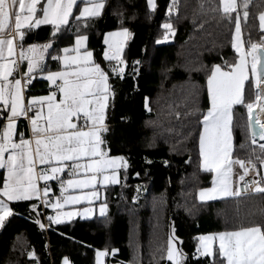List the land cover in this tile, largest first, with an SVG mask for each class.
<instances>
[{
	"label": "trees",
	"instance_id": "obj_1",
	"mask_svg": "<svg viewBox=\"0 0 264 264\" xmlns=\"http://www.w3.org/2000/svg\"><path fill=\"white\" fill-rule=\"evenodd\" d=\"M155 5L153 10L147 0H105L99 30L88 36L98 57L104 29H128L123 58H138L142 66L134 80L128 74L109 78L115 96L105 146L111 154L124 155L127 166L119 171L120 183L105 186V215L58 225L51 221L45 236L38 201L11 202L14 212L0 230V264H58L63 255L71 264H93L98 248L115 249L119 264H173L166 259L173 234L182 264H213V256L199 254L201 234L264 228V192L255 190L264 188L262 178L248 193L196 198V190L209 185L212 176L200 167L198 149L208 107L206 79L213 65L229 70L236 61L231 36L238 14L244 46L262 39L258 14L264 0H249L246 19L238 7L231 22L223 17L220 0H178L175 8L172 0H155ZM165 23L172 24L171 31ZM51 29L26 30L24 41L44 40ZM254 93L246 81L245 103ZM231 128L232 156L254 165L264 158V151L251 143L245 106L233 107Z\"/></svg>",
	"mask_w": 264,
	"mask_h": 264
},
{
	"label": "snow or ice",
	"instance_id": "obj_2",
	"mask_svg": "<svg viewBox=\"0 0 264 264\" xmlns=\"http://www.w3.org/2000/svg\"><path fill=\"white\" fill-rule=\"evenodd\" d=\"M249 0H222V15L225 19L232 21L231 14L238 12V7L243 9V17L248 16L247 6ZM78 0H0V35L3 34L11 17H14L15 29L18 33L16 37L0 38V119H5L7 123L0 125V168L7 171L6 180L0 185V225L3 224L7 216L12 215V209L7 202L32 201L34 198L47 197L49 187L47 184L41 190L38 187V180L45 182L50 180L60 181L62 189V198L64 203L79 204L81 201L100 199L96 191L97 177L102 176L103 183L118 184L119 179L115 170L126 167L127 162L122 157L111 158L102 148L104 141L102 133L107 131L104 124L105 110L107 101L111 95L108 83V73L96 63L93 59L92 51H85L82 54L80 49L85 46L87 36L78 35L75 39V47L64 48L63 52L67 54L75 51L77 55L69 57L64 55L62 58L57 56L53 59H63L64 65H77L72 71L51 72L46 76L48 81L63 94V99L56 101V92L49 96H41L31 99L28 105L24 104L22 80L25 85L30 83L33 73L39 74L44 68L40 63L43 61V52L52 47L51 43L40 47V54L37 59V47L32 45L24 48L25 38L24 29H35L41 25H53L55 31L51 34L53 37L61 31L62 26H66L73 17V8ZM86 5L79 12L75 19L97 17L101 14L104 7L102 0H83ZM148 5L155 10V0H147ZM178 0H172V7L175 8ZM37 5H41L38 9ZM37 12L41 13L37 17ZM172 14L169 9L168 15ZM239 14L235 22V35L239 42L241 37V28L239 23ZM261 27L264 28V13L260 16ZM165 30L171 31L172 24L165 23ZM112 36H128V30L116 33H109ZM15 41V43H14ZM105 44L112 47L109 40ZM17 47L19 51L17 52ZM257 44H250L252 49L251 71L255 75L254 81L249 80L247 69L249 61L245 59L247 55L241 52L239 43L236 51L240 52V62L235 65L234 70L222 71L220 65H215L214 70L210 72L207 78L208 91L210 94V108L203 115L202 126L203 134L199 138L200 154L203 157V168L207 172H215L217 180L214 184L218 186L220 192L224 195H240L239 191L229 190L228 178L233 165H238L248 173V166L238 159H230L232 145V111L234 106L242 105L247 109L253 125L259 126V131H252V143H256V137L264 140V123L260 121V115L264 114V105L259 107V111L254 113L253 103H245L244 89L245 82L252 84L256 92V100H264V51L257 56ZM120 48L117 47L115 53L103 52L102 56L108 61H118L123 64L119 55ZM10 59V57H17ZM27 61V71L20 75V78L9 79L13 73H19L20 63ZM88 65H91L89 67ZM259 65V70H258ZM38 70V72H37ZM112 71L117 75L124 72L123 67L114 65ZM61 83H57V81ZM46 104L47 114L42 116L43 107ZM39 109V110H37ZM34 112V117L30 118L31 133L35 138V149L32 148V141L24 138L23 133L16 132V122L19 118H28V113ZM10 114H7L9 113ZM73 118L80 119V127L73 122ZM42 120V123H41ZM87 129V130H84ZM19 136L16 142L14 137ZM264 151V144L259 145ZM7 153V156L5 155ZM86 159L87 162H81ZM57 166L41 167L45 165ZM249 164L254 168L255 165ZM39 168V171H37ZM68 170L72 177H79L81 173L84 178L61 180L59 174ZM109 169L113 174L107 175ZM243 177H241L242 179ZM68 189H79L81 195L63 196ZM84 189H92L90 192H84ZM216 189L206 190L208 199H213L211 195ZM256 191L264 192V188L257 187ZM205 191L200 192V199L204 200ZM7 201V202H6ZM43 203L50 202L45 199ZM53 208H61L60 198L50 205ZM33 210L37 205L31 206ZM106 203L100 207V215H105ZM91 210L86 209L84 214ZM69 219L74 213H64ZM55 224H61L62 220L59 214L56 217H49ZM39 223V221H37ZM43 227V225H41ZM216 236H200L201 248L198 250L201 256H213L219 258L221 264H264V228L260 226L246 227L239 231L224 232L218 235L219 245L215 253L212 251V241ZM176 237H170L169 248L166 259L175 261V264H182L183 253L174 249L172 246ZM110 255L106 251L97 253L98 257ZM179 257V258H178ZM63 264H71V261L64 258Z\"/></svg>",
	"mask_w": 264,
	"mask_h": 264
},
{
	"label": "crops",
	"instance_id": "obj_3",
	"mask_svg": "<svg viewBox=\"0 0 264 264\" xmlns=\"http://www.w3.org/2000/svg\"><path fill=\"white\" fill-rule=\"evenodd\" d=\"M102 2L104 3L105 6V0H102ZM46 3V0H42V4ZM86 6L83 3V0H78V3L76 6H74L73 8V17H70V22L68 25L66 26H62L61 31H59L58 33H56V35L53 37L51 34L55 31L54 26L50 25L52 27L50 35L48 38L44 39V40H35V41H30V42H25L23 41V45L24 48L27 49L28 47L32 46V45H36L37 47V59L39 57L40 54V47L44 44L47 43H51L52 47L48 48L46 51L43 52V56L44 59L43 61H41L40 63L42 64L44 71L43 72H39V74L37 75V73H33V78H32V87L30 90H28L27 92H23V97H24V104L28 105L31 101V99L33 98H38L41 96H49L51 95L53 92H56V101L59 102L60 100L63 99V94L61 92H59L54 85L51 84V81H48L46 79V76L51 73V72H57V71H72L74 70L77 65H69V66H65L64 65V61L63 59H53V57H63L64 55H68L69 57L71 56H75L77 55V53L75 51H70L67 54H65L63 52L64 48H74L75 47V39L78 35L82 34L87 36V41L85 42V46L83 48L80 49V53L82 54L85 51H92L93 52V59L96 63H99L100 66L105 70V61H107L106 59L103 58L102 53L103 52H110V53H115L117 47L120 48V52L119 55L121 58H123L122 52H123V48L126 45V43L128 42V40L130 39V32L128 31L129 35L128 36H124L123 39L120 41V43L115 44V40L117 38V36H112L110 37L108 34L109 33H116L118 31H123L126 28L123 27H115V28H110V29H104L101 34H100V43H101V48L99 50V56L96 57L95 52L93 50V48L88 44V36L92 33V31L95 33L99 30V22H100V17L101 14L97 17H91V18H84L81 20H77L75 19V16H77L79 14L80 11H82L83 7ZM149 6V5H148ZM41 7V5H37V8L39 9ZM150 7V6H149ZM151 8V7H150ZM104 9V7H103ZM103 9L101 10V13L103 11ZM264 13V8L259 12L258 14V25L259 28L261 30L264 31V28L261 27V20H260V16L261 14ZM41 15V13L37 12V17H39ZM28 29H24V31H26ZM128 30V29H127ZM18 35L16 29H15V22H14V17H11L7 26L5 27V30L3 32L2 35H0V38H12V37H16ZM264 38V36L262 37ZM109 40L112 44V47L109 48V46L107 44L104 43L105 40ZM15 43V41H14ZM239 43L241 52L246 53L247 55L245 56V59L247 61H249V67L246 70L249 77L252 76V71H251V51L252 49L249 47H245L242 41V38L240 37V41L238 42L236 39V35H235V26L233 28L232 31V36H231V44L232 47L234 48V50L236 51V46ZM253 44V43H250ZM249 44V45H250ZM19 51V47H17V52ZM237 58L235 63L232 65V67L229 70H225L223 68L222 71H230V70H234L235 65L239 64L240 62V52H237ZM17 59L19 61L18 56L17 57H10V59ZM89 67H91V65H88ZM214 66L212 67L211 71L214 70ZM19 70H21L22 73H26L27 71V61H23L22 63H20V68ZM210 71V72H211ZM38 72V70H37ZM210 75V74H209ZM208 75V76H209ZM13 78H18V73L14 72L13 76L10 77L9 79H13ZM208 78V77H207ZM58 83H61V81H57ZM109 86H110V92L111 95L108 98L107 101V107L105 110V120H104V124L107 126H110L112 124V119H111V115H112V105H113V101H114V96H115V90H114V86L112 85V81L109 79L108 80ZM206 87H207V94H208V107L205 110L204 114H206L207 110L210 108V94L208 91V84H207V79H206ZM255 101V100H254ZM39 110V109H37ZM0 111H3L2 106H0ZM7 114H10L7 113ZM47 114V106L46 104L43 107V112H42V116ZM203 114V115H204ZM34 117V112H30L28 115V118L25 117H21L17 120L16 122V132L17 133H23L24 134V138L25 139H29L32 141V148L35 149V138L32 136L31 133V124H30V118ZM203 120V116L201 118V122ZM73 122L77 124L78 128L80 127V119L78 118H73ZM7 123V121L5 119H0V125H5ZM42 123V120H41ZM87 130V129H84ZM104 133H102V139L104 141V144L102 145V148L108 153V157L111 158H118V157H122L124 161H126L127 159L125 158L124 155L122 154H111L107 151V148L105 146V139H104ZM203 134V126L201 123V128H200V132H199V137H198V149H199V156H200V167L204 170L203 168V157L200 154V148H199V138L200 136ZM251 135V132H250ZM14 139L16 140V142L19 141V136L14 137ZM250 140L252 143V135L250 136ZM253 145H257L252 143ZM232 145H233V137H232ZM7 156V153L5 154ZM230 159H238L240 161H243L244 163H246L247 161H251V160H243V159H239L237 157L232 156V151H231V155H230ZM81 162H87L86 159L84 161ZM127 162V161H126ZM253 162V161H252ZM50 166H57L53 163V165H45V166H41V167H50ZM122 168V167H121ZM115 170V174L117 176V178L119 179V171L120 169ZM255 170H256V175L258 178V182L260 180V178L264 179V158L260 159L258 161V163H255ZM37 171H39V168H37ZM243 169L240 168L238 165H233L232 166V171L229 174V178H228V183H229V190L232 192H236L238 191L237 189V181L240 178L241 174H242ZM212 176H211V180H210V184L204 187H200L196 190V198L198 200L200 199V192L201 191H205L206 192V196L204 200H211L207 198V191L208 189H216L215 191H213L211 193V195L215 198H221V197H226V196H232V195H224L222 192L219 191L218 186L216 184H214V181H216L218 178L216 176V173L213 171L211 172ZM107 175H112L113 174V170L109 169V171L106 173ZM61 177V180L66 181L67 179H81L84 178V174L81 173V175L79 177H72L71 174H66L61 173L59 174ZM7 178V171L4 168H0V185H2V183L6 180ZM38 187L42 190L45 185L47 184V186L49 187V195L47 197H51L53 198V202L55 203L57 198H60V203L63 205V207L61 208H53L51 207L50 204L49 207L52 208L55 211V217L59 214L60 218L62 220H64L65 222L72 220V219H83V218H90L96 215H100V207L102 203L104 202V196H105V184L103 183L102 180V176L97 177V184H96V191L98 193V195L100 196V199H94L91 200V202H89L88 200H84L81 201V203L79 204H73L71 202L69 203H64V199L62 198V189L60 187V181L58 180H50V181H43V180H38ZM258 184V183H257ZM256 184V186H257ZM54 185V187L52 186ZM255 186V187H256ZM254 190V189H253ZM84 192H90L92 191V189H84ZM251 192V191H250ZM248 193V192H247ZM82 192L79 189H68L67 192L63 193V196L66 197L68 195H81ZM244 194V193H243ZM3 198V197H0ZM6 200V198H3ZM34 201H38L39 198H34ZM7 202V201H6ZM11 202H16V201H11ZM11 202H7L9 204V207L12 209L13 208L11 206ZM21 202H25V201H21ZM27 202V201H26ZM39 208V207H38ZM86 209H90L91 211L88 214H84ZM107 210V208H106ZM105 210V212H106ZM74 213V215L69 219L67 216L64 215V213ZM9 216H7L3 222L2 225H0V230L1 228L4 226L7 218ZM253 226H257V225H249V226H245V227H241V228H236V229H227V230H223V231H215V232H207V233H203L200 236H216L217 239L212 241V251H213V247L216 246V248H218L219 245V240H218V235L220 233H224V232H232V231H239L243 228L246 227H253ZM199 236V237H200ZM170 241V240H169ZM172 246L174 247V249L178 250L180 252V250L177 247V243L175 241H173ZM169 248V242H168V246H167V250ZM201 248V242L198 240V250ZM100 251H106L105 249H95L94 250V255H93V264H119V260L116 257L115 254V249H110V251H106L108 253H110V255H106L104 257H98L97 253ZM64 258H67L69 260V258L65 255L61 256L58 264H63V260ZM179 258V257H178ZM183 259H184V255H183ZM183 259H182V263H183ZM173 264H175V261H172Z\"/></svg>",
	"mask_w": 264,
	"mask_h": 264
},
{
	"label": "built area",
	"instance_id": "obj_4",
	"mask_svg": "<svg viewBox=\"0 0 264 264\" xmlns=\"http://www.w3.org/2000/svg\"><path fill=\"white\" fill-rule=\"evenodd\" d=\"M262 40H264V38L260 39L257 42V44L262 46V44H261ZM121 60L124 61L123 64H119V62L115 61V60L107 61L106 66H105L106 67L105 71L108 73L109 78H116V77L121 78L125 74H128V75H130L132 80H134L135 76L137 74L138 67H139V59L138 58H132L129 61H126L124 58H121ZM114 65H118L119 67H123L124 72L121 75H117L115 72L112 71V67ZM126 69H127V71H126ZM21 74H23V73L21 72V70H19L18 78H20ZM31 87H32V80L30 83H27L26 85H25V81L22 80V88H23L24 93L27 92L28 90H30ZM29 113H28V115H29ZM251 164H254V163L251 161ZM245 165L248 166V173L245 175L244 170H243L240 178L237 181V189L241 194L252 191L255 188L256 184L258 183V178L256 175L255 167L253 168L249 164V161H247L245 163ZM65 173L70 174V172L67 169L65 170ZM241 177H243V178L241 179ZM45 199H47L50 203L49 204L43 203V200H45ZM52 202H53V198H51V197H40L38 200V207H39V212H40V217H41V225H43L42 230H43L45 236H47V230L49 229L50 222L52 221V220H49V217H55V211L49 207V205Z\"/></svg>",
	"mask_w": 264,
	"mask_h": 264
},
{
	"label": "bare ground",
	"instance_id": "obj_5",
	"mask_svg": "<svg viewBox=\"0 0 264 264\" xmlns=\"http://www.w3.org/2000/svg\"><path fill=\"white\" fill-rule=\"evenodd\" d=\"M262 46H263V48H264V40L262 41ZM261 105H264V100H261V101H256L255 102V104H254V108H253V112L254 113H256V112H258L259 111V107L261 106ZM255 117H253L252 119H254ZM252 119H251V122H252ZM260 121H261V123H264V114H262V115H260ZM254 127H255V130L258 132L259 131V126L258 125H253V123H252V127H251V135H252V131H253V129H254ZM256 144H260L259 142H256Z\"/></svg>",
	"mask_w": 264,
	"mask_h": 264
},
{
	"label": "rangeland",
	"instance_id": "obj_6",
	"mask_svg": "<svg viewBox=\"0 0 264 264\" xmlns=\"http://www.w3.org/2000/svg\"><path fill=\"white\" fill-rule=\"evenodd\" d=\"M220 5H221V7H222V0H220ZM118 32H120V31H118ZM123 39V37H121V36H117V38H116V40H115V44H118V43H120V41ZM263 41V40H262ZM258 70H259V68H258ZM252 76L255 78V75L252 73ZM252 77V78H253ZM255 91V90H254ZM255 100V101H254ZM257 100H256V92L254 93V97H253V100L251 101V102H249V103H253V104H255V102H256ZM246 111H247V109H246ZM248 114V113H247ZM251 136V135H250ZM258 137V138H257ZM256 137V140H258V141H261V142H264V140H262V139H260L259 138V136H257ZM256 144V143H255ZM262 144H264V143H262ZM259 145L260 144H257L256 146L257 147H259ZM260 148V147H259Z\"/></svg>",
	"mask_w": 264,
	"mask_h": 264
},
{
	"label": "water",
	"instance_id": "obj_7",
	"mask_svg": "<svg viewBox=\"0 0 264 264\" xmlns=\"http://www.w3.org/2000/svg\"><path fill=\"white\" fill-rule=\"evenodd\" d=\"M258 45V44H257ZM260 46V45H258ZM264 51V48L262 46L258 47L257 48V53H258V59H259V54ZM142 66L140 65L139 66V71L141 70ZM258 68H259V65H258ZM247 123H248V127H249V131L251 132V127H252V122H251V119L249 118L248 114H247Z\"/></svg>",
	"mask_w": 264,
	"mask_h": 264
}]
</instances>
